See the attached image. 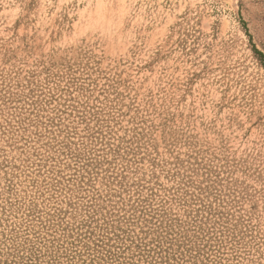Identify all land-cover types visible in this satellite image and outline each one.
I'll return each instance as SVG.
<instances>
[{
  "label": "rangeland",
  "instance_id": "rangeland-1",
  "mask_svg": "<svg viewBox=\"0 0 264 264\" xmlns=\"http://www.w3.org/2000/svg\"><path fill=\"white\" fill-rule=\"evenodd\" d=\"M0 264H264V0H0Z\"/></svg>",
  "mask_w": 264,
  "mask_h": 264
}]
</instances>
